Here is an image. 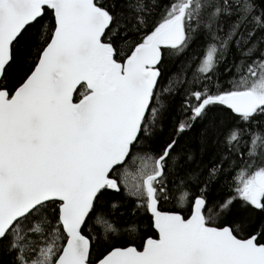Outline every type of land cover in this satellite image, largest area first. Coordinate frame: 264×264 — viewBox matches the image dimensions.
I'll return each instance as SVG.
<instances>
[{
  "label": "snow or ice",
  "instance_id": "1",
  "mask_svg": "<svg viewBox=\"0 0 264 264\" xmlns=\"http://www.w3.org/2000/svg\"><path fill=\"white\" fill-rule=\"evenodd\" d=\"M0 264H264V0H0Z\"/></svg>",
  "mask_w": 264,
  "mask_h": 264
},
{
  "label": "trees",
  "instance_id": "2",
  "mask_svg": "<svg viewBox=\"0 0 264 264\" xmlns=\"http://www.w3.org/2000/svg\"><path fill=\"white\" fill-rule=\"evenodd\" d=\"M177 71V67L175 65L171 66V72Z\"/></svg>",
  "mask_w": 264,
  "mask_h": 264
}]
</instances>
